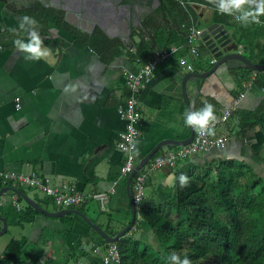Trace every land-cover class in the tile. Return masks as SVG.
Segmentation results:
<instances>
[{
  "label": "crops",
  "instance_id": "0c3cea01",
  "mask_svg": "<svg viewBox=\"0 0 264 264\" xmlns=\"http://www.w3.org/2000/svg\"><path fill=\"white\" fill-rule=\"evenodd\" d=\"M13 3L14 0L0 3V33L18 28L24 16L20 11L11 10ZM156 6L155 0L131 4L133 26L129 30L121 26L118 33L129 31L132 49L125 47L115 33L108 35L74 13L67 14V22L81 34L89 35L98 27L110 39L118 40L121 54L114 58L82 44L70 32L55 28L41 36L49 54L40 60L25 59L26 54L17 50L13 41L0 48V170L35 171L54 185H74L85 200L69 208L81 211L108 235L118 233L131 219L126 194L129 174H122L127 157L118 148L125 130L119 106L129 93L126 78L146 63L129 57L135 41L140 38L137 34L141 30L140 23ZM205 22L199 28L213 23L212 16ZM225 28L235 41L233 28ZM13 34L15 39L27 36L23 30ZM172 47L175 51L143 82L137 96L141 125L134 151L135 165L158 142L189 137L190 127L184 123L182 79L190 71H206L214 59L202 43H198L197 54L190 53L184 40L175 42ZM181 57L192 65L191 70L181 64ZM241 67L237 61H229L207 78L189 79L187 95L191 110L212 103L218 118L225 107L253 106L258 94L251 87L244 89L247 82L240 77ZM242 92L245 95L238 101ZM229 119L218 121L215 134L211 135L228 136L225 146L186 157L173 168L164 166L150 173L145 182L144 200L153 204L167 201L172 193L175 170L187 161L209 164L223 159H242L264 176L263 133L253 128L239 135ZM180 146L164 145L156 153L164 154ZM0 183L3 187L23 188L19 183ZM96 193H105L107 201L102 204L93 197ZM5 194L0 200V216L9 222L7 230L9 226L20 227L24 234L13 236L7 242L0 240V264H9L4 250L11 239L24 244V264H104L102 259L109 244L114 242L104 243L102 236L79 216L48 217L41 213L32 222L15 223L13 211L25 209V203L18 200L21 207L17 209L10 200L12 193ZM26 194L35 202L40 201V206L48 211L68 209L57 206L52 197L43 192L41 197ZM128 235L159 249L153 230L139 213Z\"/></svg>",
  "mask_w": 264,
  "mask_h": 264
},
{
  "label": "trees",
  "instance_id": "16d2710c",
  "mask_svg": "<svg viewBox=\"0 0 264 264\" xmlns=\"http://www.w3.org/2000/svg\"><path fill=\"white\" fill-rule=\"evenodd\" d=\"M203 9L212 11L213 22L233 28L232 36L246 47L244 56L250 62L264 64V16L260 17L261 24L245 26L232 16L219 13L212 0H158L157 6L143 18L137 33L140 38L129 58L147 62L155 49H166L184 40L191 26H200ZM20 13L39 22L41 36L50 28L66 30L82 44L110 58L121 54L118 40L110 39L98 27L89 35L81 34L67 22L61 9L37 2ZM13 37L12 32L0 33V48L14 41ZM239 71L243 82L252 80L251 88L258 98L253 106L237 107L229 120L239 135L253 128L264 135V69L243 66ZM182 174L188 178L185 185L179 181ZM172 188L167 201L153 204L144 200L136 210L153 230L159 249L150 245L141 247L138 239L128 235L129 230L114 242L119 264H171L168 257L173 252L188 257L191 264H264V176L256 173L249 163L242 159L209 164L187 161L175 170ZM18 189L26 194L23 188ZM38 214L41 213L26 204L25 209L13 211L15 223L32 222ZM24 253V244L11 239L4 258L9 264H24Z\"/></svg>",
  "mask_w": 264,
  "mask_h": 264
},
{
  "label": "built area",
  "instance_id": "2783aa9c",
  "mask_svg": "<svg viewBox=\"0 0 264 264\" xmlns=\"http://www.w3.org/2000/svg\"><path fill=\"white\" fill-rule=\"evenodd\" d=\"M238 15V13L236 14ZM236 15L232 16L236 21H239ZM256 23V24H261ZM202 29L197 26H191L184 38V44L188 46L191 54H197L198 43H202L201 40ZM175 51L174 47L158 48L153 52V56L145 63V65L138 71L131 73L126 78V84L128 87V96L123 104L119 106V112L125 120V130L121 134L118 148L125 153L126 160L122 166V174H129L135 166L134 151L136 148V140L139 134V128L141 125V114L138 109L137 96L143 82L147 81L153 74L156 67L167 59ZM213 59L211 62H214ZM181 64H185V67L189 70L192 69V65L184 61V58H180ZM255 74L252 75V79ZM252 86V80L248 81L244 89H249ZM244 92L240 93L238 101L244 97ZM237 106L231 105L225 107L213 124V128L217 125L218 121H227L232 113L236 110ZM228 136H211L201 135L195 131L193 139L186 145H182L175 150H169L164 154H159L151 157L146 165L138 171L131 182V193L133 202L138 208L145 198V182L150 173L164 166L175 167L179 160L186 157L194 156L198 153L208 152L213 148L223 147L228 142ZM0 182H14L23 186L33 187L41 190L45 195L52 197L54 203L62 208H69L75 205L81 204L85 200V196L76 189L74 185L68 183H61L60 185H54L47 178L40 176L35 171L28 173L13 172L0 170ZM13 206L19 209L20 203L14 194H11ZM94 198L101 201L104 204L107 201V195L105 193H96ZM104 264H119V252L117 246L114 243L109 244L107 254L102 259Z\"/></svg>",
  "mask_w": 264,
  "mask_h": 264
},
{
  "label": "water",
  "instance_id": "95a60500",
  "mask_svg": "<svg viewBox=\"0 0 264 264\" xmlns=\"http://www.w3.org/2000/svg\"><path fill=\"white\" fill-rule=\"evenodd\" d=\"M14 1L16 3L15 8L10 7L12 11H20L22 9L28 8L30 7L29 3L43 2L46 6L63 9L65 11L66 20H68L67 14L72 12L76 15L77 18L86 20V22H90L93 26L96 25L100 27L108 35L112 36L114 35V32L119 37L121 42L125 45V47L129 49L133 48V43L129 37V31L127 32V34L118 33L121 26H127L128 30L133 26L130 11L131 4L127 0H26V4L21 6L18 5V1L20 2L22 0ZM74 2L78 4L76 8L71 6L70 4ZM155 2L158 4V0H155ZM140 26H142L141 23ZM200 36L203 45L206 46L207 49L211 52V54L214 56L215 61L211 62L208 69L204 72L197 73L196 71H190L183 76L181 88L186 111L191 110L187 95V83L189 79L207 78L215 73L219 67L225 65L229 61H237L241 66H247L254 70L264 69V64L252 63L244 56L246 47H242L236 41L232 40V38L230 37V33L225 28L224 24L213 22L208 26L202 28ZM189 127L190 135L187 139H165L158 142L143 158H141L137 162L132 171L129 173L126 180V194L130 208L131 219L129 223L114 236L108 235L104 230H102L97 224L92 222L85 214H83L78 209L68 208L60 209L58 211H48L41 207L33 199H31L27 194L23 193L21 190L15 187H2L0 189V197L7 192L17 194L27 205L31 206L33 209L48 217H61L67 214H75L83 219L92 228H94L108 243L116 242L126 232L131 230L136 222V206L133 202L131 193V182L133 177L146 165V163L158 151L160 147L164 145H186L191 142L194 135V129L191 126ZM0 221L2 222L0 235H2L6 232L8 223L2 216H0Z\"/></svg>",
  "mask_w": 264,
  "mask_h": 264
},
{
  "label": "clouds",
  "instance_id": "9594fccd",
  "mask_svg": "<svg viewBox=\"0 0 264 264\" xmlns=\"http://www.w3.org/2000/svg\"><path fill=\"white\" fill-rule=\"evenodd\" d=\"M219 13L236 15L239 21L247 26L252 23H260V17L264 16V0H212ZM23 30L27 39L16 38L13 43L17 50L25 53V59L40 60L49 54V49L44 45L39 32V22L30 16H23L18 28L10 29L13 33ZM217 120L215 108L212 103H205L198 110H189L184 113V123L191 126L201 135H214L213 124ZM187 177L181 175L179 181L181 185L187 183ZM171 264H191V260L181 257L173 252L168 257Z\"/></svg>",
  "mask_w": 264,
  "mask_h": 264
},
{
  "label": "rangeland",
  "instance_id": "374dc122",
  "mask_svg": "<svg viewBox=\"0 0 264 264\" xmlns=\"http://www.w3.org/2000/svg\"><path fill=\"white\" fill-rule=\"evenodd\" d=\"M203 13L204 14L201 17V23L199 24L201 27H203L204 24L206 23L205 22V19H207L208 17H211L212 16V11L210 9H204ZM23 188L32 197H35L36 195L39 196V197L43 196L42 192H40L41 190H38V189L33 188V187H27V186H23ZM4 195H6V194H4ZM2 197H3V195L0 197V200L2 199ZM23 203H25V202L23 201ZM20 234L21 235L24 234V231L22 232V230L20 229V227L9 226L7 232L4 233V234H2V235H0V240L7 242L11 237H13V236H19ZM140 244H141V247H144V246H146L147 243L141 242Z\"/></svg>",
  "mask_w": 264,
  "mask_h": 264
},
{
  "label": "flooded vegetation",
  "instance_id": "af4514ba",
  "mask_svg": "<svg viewBox=\"0 0 264 264\" xmlns=\"http://www.w3.org/2000/svg\"><path fill=\"white\" fill-rule=\"evenodd\" d=\"M125 1H126V0H125ZM127 1H129L130 4H136V2H137V1H140V0H127ZM15 4H16V3H15V1H14L13 5H12L11 7L15 8ZM24 4H26V0H22V1H20V2L18 1V5H19V6L24 5ZM29 4H30V6H31V5H33L34 3H29ZM70 4H71V6H73V7H75V8H76L77 5H78V4L75 3V2H74V3H70ZM83 4H84V3H83ZM113 33H114V32H113Z\"/></svg>",
  "mask_w": 264,
  "mask_h": 264
}]
</instances>
